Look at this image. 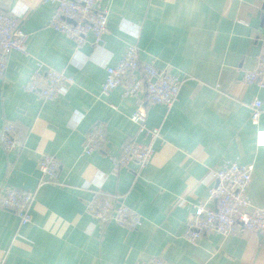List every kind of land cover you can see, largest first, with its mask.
<instances>
[{
	"label": "crops",
	"instance_id": "0c3cea01",
	"mask_svg": "<svg viewBox=\"0 0 264 264\" xmlns=\"http://www.w3.org/2000/svg\"><path fill=\"white\" fill-rule=\"evenodd\" d=\"M21 17L29 34L28 54L14 51L0 77V132L17 122L23 146L0 144V194L31 190L32 219L22 224L0 207V262L4 264H141L161 256L170 264H264V234L211 233L192 244L185 237L193 203L207 199L223 161L254 164L249 196L264 208V89L243 81L242 67L254 68L264 39L262 0H104L109 32L81 48L49 25L54 5L43 0H0ZM130 44L142 60H154L182 80L172 107L148 108L147 125L162 137L148 166L137 162L115 172L111 156L146 136L131 120L136 100L123 87L103 94L108 65ZM38 61L74 79L52 100L25 84ZM263 101L260 121L251 103ZM93 127L104 129L103 150L83 154ZM57 157L59 182H43L39 160ZM113 199L137 210L143 223L129 230L101 223L87 211L90 201ZM213 206L212 203L209 204Z\"/></svg>",
	"mask_w": 264,
	"mask_h": 264
},
{
	"label": "built area",
	"instance_id": "2783aa9c",
	"mask_svg": "<svg viewBox=\"0 0 264 264\" xmlns=\"http://www.w3.org/2000/svg\"><path fill=\"white\" fill-rule=\"evenodd\" d=\"M43 1L55 7L49 20L50 27L73 40L77 48L85 45L90 36H93L96 45L104 42L109 32V12L102 8L104 0ZM29 38L30 34L21 26V17L0 6V77L7 70L12 52L28 54ZM241 70L245 83L264 89V39L256 66L251 69L242 67ZM106 71L103 94L123 87L122 96L136 100V110L131 120L147 139L145 142L129 141L122 146L117 156H111L114 170L118 172L131 162H137L141 168H145L155 153L157 140L162 137L160 128L147 125L148 108L157 104L172 107L179 98L182 80L169 69L159 68L154 60H142L136 44H130L119 62L108 65ZM73 83L74 79L64 71L38 61L25 88L38 93L45 100H52L66 94ZM251 108V119L258 123L263 101L255 99ZM258 136L259 143L264 144V130H260ZM23 141L24 133L17 122L4 124L0 132V144L6 150L20 148ZM107 141L108 135L104 129L91 128L83 143V154L91 155L103 150ZM39 170L43 182H59L61 165L56 156L43 154L39 160ZM253 170L252 163L242 164L230 160L223 161L214 170L216 183L209 186L207 199L193 203L194 211L184 233L189 242L196 244L211 233L231 235L239 231H253L264 234V208L252 204L248 191ZM34 199V191L9 187L0 194V207L15 211L21 223L27 224L32 219L30 205ZM87 211L101 223L114 221L129 230H137L143 223V217L137 210L111 198L90 201ZM141 264L170 263L161 256H153Z\"/></svg>",
	"mask_w": 264,
	"mask_h": 264
}]
</instances>
